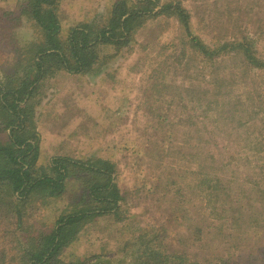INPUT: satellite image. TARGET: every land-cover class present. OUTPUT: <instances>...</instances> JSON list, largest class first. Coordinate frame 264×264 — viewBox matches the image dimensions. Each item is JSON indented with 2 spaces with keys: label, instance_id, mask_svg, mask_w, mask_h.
<instances>
[{
  "label": "rangeland",
  "instance_id": "obj_1",
  "mask_svg": "<svg viewBox=\"0 0 264 264\" xmlns=\"http://www.w3.org/2000/svg\"><path fill=\"white\" fill-rule=\"evenodd\" d=\"M121 1L147 2L57 0L61 41L77 23L106 25ZM153 1L125 45H98L87 72L52 70L22 103L40 135L38 174L53 156L102 157L123 195L118 215L83 222L56 264H264V72L247 54L264 61V0ZM27 2L0 0V91L36 72L43 31ZM85 182L74 171L61 196L24 201L0 183V264H25L59 216L95 207Z\"/></svg>",
  "mask_w": 264,
  "mask_h": 264
},
{
  "label": "trees",
  "instance_id": "obj_2",
  "mask_svg": "<svg viewBox=\"0 0 264 264\" xmlns=\"http://www.w3.org/2000/svg\"><path fill=\"white\" fill-rule=\"evenodd\" d=\"M56 1L27 2L31 18L43 31V45L34 56L36 72L32 78L22 80L18 88L5 87L0 91V115L3 113L7 117L4 126L8 131V141L0 142V183L4 184L10 196L18 201L27 200L33 194L56 198L65 192L67 178L76 171L79 177L86 181L82 200L88 197L96 206H83L59 216L53 230L40 240L34 251L29 253L25 264H56V255L61 248L76 238L83 222L95 216L118 215L123 195L116 182L115 164L102 157L83 160L53 156L38 174L40 135L33 127L30 112L22 103L31 97L38 81L52 70L61 68L74 74L87 72L99 57L96 49L98 45L108 44L116 48L125 45L135 26L141 24V20L137 19L152 13L158 6L157 1L138 0L147 2L139 9L129 10L124 1H121L112 9L106 25L92 28L86 22L77 23L68 29L66 39L62 42L59 19L54 8L50 7L55 5ZM167 8L172 9L188 29L187 11L180 5L172 3L163 5L161 9ZM190 40L199 49H205L197 38ZM247 54L250 61H253L252 64L264 72V61L260 64L250 53ZM26 122H29V125ZM16 214L19 221L20 213L17 211ZM156 256L154 254L151 257ZM172 258L165 255L161 261L158 259L156 263L151 264H168ZM206 263L226 264L223 259L216 263Z\"/></svg>",
  "mask_w": 264,
  "mask_h": 264
}]
</instances>
